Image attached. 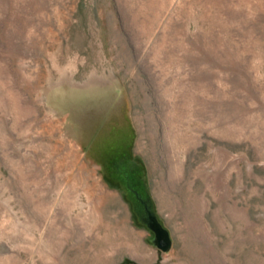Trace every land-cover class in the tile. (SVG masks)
<instances>
[{
    "label": "rangeland",
    "instance_id": "obj_1",
    "mask_svg": "<svg viewBox=\"0 0 264 264\" xmlns=\"http://www.w3.org/2000/svg\"><path fill=\"white\" fill-rule=\"evenodd\" d=\"M0 264H264V0H0Z\"/></svg>",
    "mask_w": 264,
    "mask_h": 264
},
{
    "label": "water",
    "instance_id": "obj_2",
    "mask_svg": "<svg viewBox=\"0 0 264 264\" xmlns=\"http://www.w3.org/2000/svg\"><path fill=\"white\" fill-rule=\"evenodd\" d=\"M149 227L154 231L156 237V244L159 250L166 251L169 248V241L167 240L164 232L160 228V226L149 217L148 219Z\"/></svg>",
    "mask_w": 264,
    "mask_h": 264
}]
</instances>
